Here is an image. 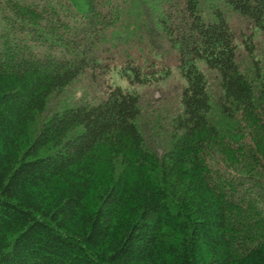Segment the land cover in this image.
Masks as SVG:
<instances>
[{
  "label": "trees",
  "instance_id": "obj_1",
  "mask_svg": "<svg viewBox=\"0 0 264 264\" xmlns=\"http://www.w3.org/2000/svg\"><path fill=\"white\" fill-rule=\"evenodd\" d=\"M204 1L0 0V264H264V0ZM115 67L184 78L159 147L119 85L46 113Z\"/></svg>",
  "mask_w": 264,
  "mask_h": 264
},
{
  "label": "rangeland",
  "instance_id": "obj_2",
  "mask_svg": "<svg viewBox=\"0 0 264 264\" xmlns=\"http://www.w3.org/2000/svg\"><path fill=\"white\" fill-rule=\"evenodd\" d=\"M229 20L236 31L243 28L238 18L231 17ZM171 60V65H173L174 60ZM92 79L94 80L92 81ZM184 83V78L176 67H172L170 74L165 78L151 79L143 83L129 82L118 70V67H115L94 78L85 74L73 85L55 93L48 101L46 113L72 101H80L85 98L97 101L108 87L119 85L125 90L138 94L143 109L138 124L141 128L145 127L144 132L148 140L158 146L160 140L168 136L172 115L179 111V95ZM212 89L215 92L214 86ZM151 126H155L158 132L156 133ZM158 139L159 142L156 143Z\"/></svg>",
  "mask_w": 264,
  "mask_h": 264
}]
</instances>
